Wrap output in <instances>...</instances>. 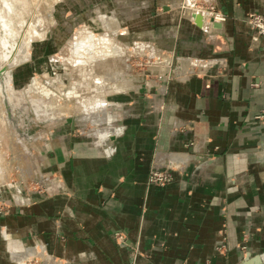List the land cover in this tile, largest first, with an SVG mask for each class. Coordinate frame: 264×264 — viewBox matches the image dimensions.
<instances>
[{
	"label": "crops",
	"instance_id": "0c3cea01",
	"mask_svg": "<svg viewBox=\"0 0 264 264\" xmlns=\"http://www.w3.org/2000/svg\"><path fill=\"white\" fill-rule=\"evenodd\" d=\"M181 1L149 9L177 26L166 50L197 61L155 100L118 99L95 141L55 136L43 164L22 170L46 191L7 193L0 264H264V36L247 24L264 0H211L226 18L211 33L207 12L202 29L180 17ZM171 167V184H149Z\"/></svg>",
	"mask_w": 264,
	"mask_h": 264
},
{
	"label": "rangeland",
	"instance_id": "374dc122",
	"mask_svg": "<svg viewBox=\"0 0 264 264\" xmlns=\"http://www.w3.org/2000/svg\"><path fill=\"white\" fill-rule=\"evenodd\" d=\"M203 1L182 0L188 13L181 9L178 11L182 14L180 17L189 19L187 14L196 15L197 10L199 15L204 17L202 12L205 11L192 6L193 3L203 6ZM154 2L157 4V0H23V3L21 0H0V67L3 66L4 70L7 62L16 56H22V43L26 47L24 54H29L20 64L10 67L5 73L7 75L0 69V212L9 208L5 201L8 192L16 195V191L20 189L24 194L36 191L45 194L43 184L32 180L23 181L22 170L28 171L35 165L36 169L40 163L43 164L40 153L42 150H53L55 136L65 138L70 131L86 142L95 141L92 137L96 133L102 129H110L113 125L111 121L105 122V116H113L117 109H120L118 99L137 97L144 100L154 97L155 100L162 94L163 85L178 78L184 61H197L177 58L166 50L162 36L168 32L172 34L177 26L171 23L168 26L161 24L157 18L163 14L161 7L156 6L154 12L150 11ZM158 2L160 3V0ZM8 3L12 5L11 11L10 7L8 9ZM151 14L155 21L154 26L149 27L146 18H151ZM38 20L46 30L45 39L31 42L27 48L28 42L23 41V35L27 33L30 23H36ZM81 27L87 28L94 35L111 36L129 50L145 43L172 55L168 76L162 75L160 67L156 66L157 58H150L148 55L133 56L126 59L125 64H120L121 68L131 66V84L135 87L133 90L119 92L108 88L102 92V89L93 88L95 96L98 92L103 93L101 97H104L107 104L95 103L99 118L104 121L98 126L84 121V115L77 114L70 106L62 111L60 118L56 117L55 110L51 113V106L39 103V97L46 93L36 86L39 84L47 87L55 97L61 98L62 102H66L67 97L75 94L78 87L70 77L71 71L59 60L76 39V33ZM118 62L119 60H113L105 68L102 67L101 71L115 68ZM194 69L197 71L198 68ZM129 86L126 85V88ZM49 115L52 116L51 119H47Z\"/></svg>",
	"mask_w": 264,
	"mask_h": 264
},
{
	"label": "bare ground",
	"instance_id": "6f19581e",
	"mask_svg": "<svg viewBox=\"0 0 264 264\" xmlns=\"http://www.w3.org/2000/svg\"><path fill=\"white\" fill-rule=\"evenodd\" d=\"M12 1L16 2V0ZM19 1L20 0H17V2ZM21 1L23 3V0ZM10 4L11 3H8V9L10 7L11 11L12 5ZM195 12L197 13L196 15H199L200 13L198 10ZM202 13L204 15V17L202 16L203 26H205L207 22V13ZM35 17L33 19H35ZM40 17L41 15L39 16V18ZM42 26L43 24L39 20L36 23H30L27 33L24 34L22 38L23 41L27 40V48H29L31 42H38L45 39L46 30ZM75 37L76 39L72 41L71 46L68 47L66 50L65 48L63 49L65 50V52L59 60L65 63L66 67L69 68L71 71V73H69L70 77L74 79L78 87V89L75 87L77 89L75 94H72L71 96L67 97V100L66 102L64 101V103L62 102L61 98H57L58 96L55 97L54 93L51 92L47 87L40 86L39 84L36 85L38 89H42L43 92L46 93L43 94L44 96L42 95V97H39V103L41 105L51 106V113L53 114V110H55L54 112L56 117L60 118L62 115V111L64 112L70 106L71 109L74 108L77 114H83L85 121H89L90 123L95 124V126H98L100 124V118L99 114L97 113L96 107H94L95 103L104 102V104L107 105L104 97H101V94L103 95L102 92H104L108 88H114L115 91L117 90L119 92L124 89L132 88L131 83L133 82V76L131 75V66L126 65L125 67L121 68L120 64L124 63L126 59H130L133 56L145 57L148 55V57L150 58H157L158 62L156 63V66L160 67L159 69L163 73H161L162 75L168 76L170 65L172 64L171 57L164 54V52H161L153 45H145V43L138 44L137 47H134L136 49L129 50L127 49L128 47H125L120 43L118 44L114 39L111 38V36L109 37L107 35H94L85 27H81L80 30L76 33ZM25 48V45L22 43V45L20 46V50L23 52L22 56L24 55V58L22 56L14 57L12 60L6 63L4 70L2 68L3 66L1 65L2 67H0V69L3 70L4 74L10 70V67L12 68L20 64L22 60L27 59L26 55L28 56L29 54H24ZM7 59L9 60L10 58ZM113 60H119L118 65H116L115 68L110 67V69H108L107 71H101L102 67L105 68L108 63L112 62ZM185 73H189V71ZM134 74L135 73H133V75ZM126 85L130 86L126 88ZM93 88L102 89V92H98V94L95 96L93 93ZM0 105H2L1 102ZM43 111L44 110H42V112ZM51 118L52 116L47 119Z\"/></svg>",
	"mask_w": 264,
	"mask_h": 264
},
{
	"label": "built area",
	"instance_id": "2783aa9c",
	"mask_svg": "<svg viewBox=\"0 0 264 264\" xmlns=\"http://www.w3.org/2000/svg\"><path fill=\"white\" fill-rule=\"evenodd\" d=\"M207 4V8L203 11L207 12L210 15L209 22L211 26V32L217 30L214 27V24H220L226 22V18L222 15L216 8V6L212 5L211 0H204ZM186 9V8H184ZM248 26L254 31L255 39L264 36V16L251 14L247 18ZM207 32V31H206ZM209 32V33H211ZM208 33V32H207ZM259 121H264V115H260L256 118ZM173 181V168H168L165 170H159L154 168L149 175V184L154 187H166L171 184ZM117 239L119 241H123L121 235H117ZM136 254V252L134 253ZM27 264H41L38 260L32 259L27 262Z\"/></svg>",
	"mask_w": 264,
	"mask_h": 264
},
{
	"label": "water",
	"instance_id": "95a60500",
	"mask_svg": "<svg viewBox=\"0 0 264 264\" xmlns=\"http://www.w3.org/2000/svg\"><path fill=\"white\" fill-rule=\"evenodd\" d=\"M192 18L194 20L196 27L199 29H202L203 28V17L200 15H193ZM214 27L216 29H219L221 27V25L220 24H214Z\"/></svg>",
	"mask_w": 264,
	"mask_h": 264
}]
</instances>
